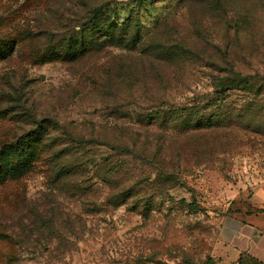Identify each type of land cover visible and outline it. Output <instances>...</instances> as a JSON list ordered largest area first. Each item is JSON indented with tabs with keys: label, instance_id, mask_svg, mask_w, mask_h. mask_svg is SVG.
<instances>
[{
	"label": "rangeland",
	"instance_id": "rangeland-1",
	"mask_svg": "<svg viewBox=\"0 0 264 264\" xmlns=\"http://www.w3.org/2000/svg\"><path fill=\"white\" fill-rule=\"evenodd\" d=\"M134 5L117 0L106 12L137 21L139 52L104 47L70 60L79 0H0V147L38 125L48 144L29 168L18 170L26 153L11 151L13 172L0 169V264H224L222 218L250 210L264 188V26L254 22L263 15L251 8L237 28L213 11L189 12L183 0ZM177 44L188 62H176L172 50L160 58L157 46ZM161 101L155 109L170 117L184 107L194 117L197 101L207 119L219 113L223 151L205 154L198 167L179 159L159 174L93 145V135L128 124L127 107ZM173 122L150 127L164 143L161 155L176 146L165 131ZM101 156L141 174L122 203L104 187L93 196V157Z\"/></svg>",
	"mask_w": 264,
	"mask_h": 264
},
{
	"label": "trees",
	"instance_id": "trees-1",
	"mask_svg": "<svg viewBox=\"0 0 264 264\" xmlns=\"http://www.w3.org/2000/svg\"><path fill=\"white\" fill-rule=\"evenodd\" d=\"M79 1L83 5L81 6L82 9L80 8L82 12L72 26L77 25L81 32L79 38L72 36L67 39L68 49L71 51L69 53L70 60L88 57L94 52H100L104 47H117L131 52H139L138 46L141 44V40L138 36L137 21L129 17L119 22L115 19V15L108 16L106 12L110 5L117 3V0ZM150 1L155 2L156 0H135L134 7L139 10ZM183 1L186 2L189 12L213 11L217 19L221 18L219 21H224L222 25L228 26L231 22H235L237 28L239 24L243 25L247 21V11L251 8L254 9L255 13L264 17V0H238L237 4L233 6L228 3V0ZM87 7L90 8L91 12L85 10ZM254 22L264 26V19L254 20ZM85 37L87 38L85 39ZM99 38L100 41H98ZM181 46L179 44L162 45L156 48H159L160 58L162 59L168 56L167 54H169L170 50L174 51V58L177 57L176 62L183 64L189 61L191 55L184 53ZM54 54L56 55L57 52ZM229 65H231L229 72L234 74L235 71H232L233 63L231 62ZM212 69L213 72L214 70L220 71L214 66ZM218 85L219 83L216 84V87ZM159 103L163 104V101L145 108L130 109L127 107L125 114L128 117V124L116 123L110 127V132L99 133L97 136L93 135V145H101L108 148L113 156L130 155L139 161H145L153 170H159V174L160 171H173L179 159L185 160L186 158L187 161L192 159V166L198 167L199 164H202L199 158L205 156V154L210 157L212 154L223 151L224 145L221 141L222 129L219 113L214 119H207L202 113L203 108L199 107L200 101H197V105H193V110L195 109L197 113L194 117L185 116L189 110L188 107H184V111L180 110V112L171 114L181 115L170 117V115L168 116L155 109ZM159 118L165 122V125L174 121L165 131H169L168 136L175 137L176 146L170 147L169 150L171 152L168 151L167 154L163 155H161L160 148L163 147L164 143H161L162 139L156 137L155 132L150 128L155 124L156 119ZM39 127L40 125L33 132L17 139L14 143L0 147V169L7 168L8 174L13 172V167L7 162V155L11 151L26 153L25 162L17 166V169L20 170L32 166L38 152L42 151L43 148L46 151L48 150V144L43 141L44 138L42 137L46 134V131L42 128L39 129ZM60 145H62L60 142L55 144V146ZM63 148L60 147L59 150L62 151ZM102 156L93 157V196L100 189L99 187H104L112 194V200L122 203L124 198L119 199L122 195L121 193L126 191L129 184L136 185L141 174L127 168L126 163L120 157L117 158L115 164H111L112 160L107 157L102 158ZM238 262L240 263V258Z\"/></svg>",
	"mask_w": 264,
	"mask_h": 264
},
{
	"label": "crops",
	"instance_id": "crops-1",
	"mask_svg": "<svg viewBox=\"0 0 264 264\" xmlns=\"http://www.w3.org/2000/svg\"><path fill=\"white\" fill-rule=\"evenodd\" d=\"M251 209L225 215L219 226L224 264H264V188L251 196ZM258 208V210H255Z\"/></svg>",
	"mask_w": 264,
	"mask_h": 264
}]
</instances>
